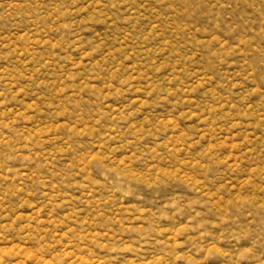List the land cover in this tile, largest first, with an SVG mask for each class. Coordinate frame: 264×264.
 <instances>
[{
	"label": "rangeland",
	"instance_id": "rangeland-1",
	"mask_svg": "<svg viewBox=\"0 0 264 264\" xmlns=\"http://www.w3.org/2000/svg\"><path fill=\"white\" fill-rule=\"evenodd\" d=\"M0 264H264V0H0Z\"/></svg>",
	"mask_w": 264,
	"mask_h": 264
}]
</instances>
